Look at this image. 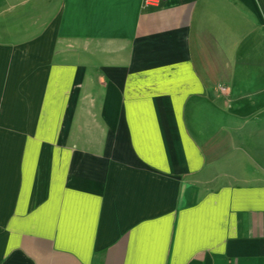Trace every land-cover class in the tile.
Returning <instances> with one entry per match:
<instances>
[{"label":"crops","instance_id":"1","mask_svg":"<svg viewBox=\"0 0 264 264\" xmlns=\"http://www.w3.org/2000/svg\"><path fill=\"white\" fill-rule=\"evenodd\" d=\"M0 264H264V0H0Z\"/></svg>","mask_w":264,"mask_h":264},{"label":"built area","instance_id":"2","mask_svg":"<svg viewBox=\"0 0 264 264\" xmlns=\"http://www.w3.org/2000/svg\"><path fill=\"white\" fill-rule=\"evenodd\" d=\"M163 0H144V5L146 7H158Z\"/></svg>","mask_w":264,"mask_h":264}]
</instances>
